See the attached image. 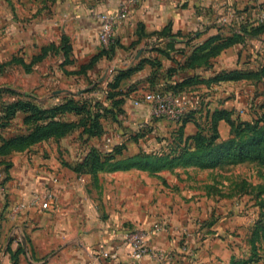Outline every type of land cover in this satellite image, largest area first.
Here are the masks:
<instances>
[{"label":"crops","instance_id":"obj_1","mask_svg":"<svg viewBox=\"0 0 264 264\" xmlns=\"http://www.w3.org/2000/svg\"><path fill=\"white\" fill-rule=\"evenodd\" d=\"M122 1L50 0L41 8L18 10L15 30L7 29L9 17H15L6 13L0 43V90L11 91L6 101L27 99L47 108L74 99L112 110L101 123L111 120L114 130L107 132L103 125L100 143L95 147L109 151L123 144L117 158L140 149L150 152L119 129L127 114L132 116L129 121L137 132L141 123L159 121L150 116L147 107L132 105L130 97L141 88L171 89L187 78L209 79L224 70L243 69L240 61L248 42L255 43L260 55L264 52L262 32L222 50L210 58L208 65L198 61L190 64L195 49L208 38L227 36L240 24L262 22L264 0H133L128 15L115 29L111 48H105L102 54L93 13L113 11ZM261 60L258 66L264 64V56ZM130 69L118 88L112 89L114 77ZM56 71L83 85L86 96H70V92H76L68 86L45 93L40 84L51 81L47 74ZM237 82H193L182 90L203 94L206 103L201 101V105L209 109L216 98L212 93L215 88ZM101 84L105 87L97 89ZM59 96L62 98L58 102H50ZM116 100L121 101L117 107L121 111L113 105ZM17 116L22 118L21 113ZM197 116L191 113L183 124L169 121L172 124L165 135H172L181 124L184 135L193 134ZM77 118L72 113L62 115L66 120ZM146 134L144 138L150 133ZM74 146L49 139L0 156V173L5 176L0 181V264H11V254L17 248L16 264H154L147 257L131 258L123 235L134 228L148 230L157 220L165 222L166 227L151 234L149 244L179 259L185 241L191 255L184 264H264V240L255 250L257 256L249 260L254 253L250 234L257 212L252 213L253 208L245 216L235 205L205 204L200 200L203 192L189 184L190 176L181 169L151 174L130 168L101 171L92 178L67 164L81 162L88 151L84 143L82 153L68 156ZM44 189L57 194L52 209L30 208L15 218L8 216L12 204ZM102 251L115 253L116 258L103 257Z\"/></svg>","mask_w":264,"mask_h":264},{"label":"rangeland","instance_id":"obj_2","mask_svg":"<svg viewBox=\"0 0 264 264\" xmlns=\"http://www.w3.org/2000/svg\"><path fill=\"white\" fill-rule=\"evenodd\" d=\"M49 1L50 0H0V43L4 36L3 29L6 28V24L8 30L16 29V19H19V17H15V14L18 13V10H26L30 7L41 8L44 7L45 4L47 5ZM6 13H11L15 18L9 17L8 23L5 24V22H7V19L5 18L7 15ZM254 44L253 42L246 43L245 51L242 53L240 66L247 71L256 69L258 63L260 61L262 62L261 59H263L264 56V52L263 56L258 53V49L256 50L254 48ZM52 63L56 66L58 64L57 62ZM50 75L51 81H45V83L40 84L41 87L44 86L45 93H49V91L55 88L68 86L72 87L70 89L76 92H70V96L73 94H76V98L86 96V90H81L83 85L78 86V82H76L74 78L63 76L60 71L47 74V76ZM18 78L20 80L19 82H22V78ZM7 79H9V77H7ZM13 79L14 78H12V80ZM104 85L105 84H101L97 89L102 90L103 87H105ZM151 90L155 89L143 87L138 93L133 94L130 99L133 100L140 98L144 92ZM236 91L238 93L237 96L235 94ZM212 93L216 94L215 96L213 95V98H216H214L211 108L208 109L205 105H201L202 107L192 110V113H195V115L198 114V116L194 119L196 130L191 135H184L183 128H181L180 131L179 125L175 128L172 135L168 137V135H165V132L167 131L166 128H170L172 123L161 118H158L159 121H154L150 124L141 123L138 126L137 132L136 126L131 125V121H129V118L132 117L130 114L126 115V120H122L123 123H121L119 129L128 132L133 141L141 143L143 148L150 151L147 152L140 149L138 152L144 151L157 154L170 152L181 154V147L184 144L185 138L194 135L198 131H200L202 137H204V142L210 141L213 144L212 147H216L217 145L224 143L230 137H234V126L238 125L239 122L245 121L254 123L260 120V125H264V78L240 80L237 83L229 84V86L215 88ZM194 94L198 96L200 101L204 102L203 104L206 103L203 94ZM9 97L10 93L0 92V108L3 103L7 102L5 99H8ZM61 98L62 96L51 98L50 102H58ZM47 100L48 99H46V101ZM216 112H220L222 117L213 116ZM22 118L21 116H15L13 118L11 123L3 131L6 136L26 132L28 128L23 124ZM103 125L106 127L105 129L107 132H109L110 129L114 130V128H112L113 123H111V120L109 119L104 120ZM146 133L150 134L144 138V135H147ZM254 135H256V133L254 134L248 131L245 132L240 139L245 141ZM100 136H88L82 134L81 130L78 129L63 138L51 140H60V142L64 144L74 143L75 148L68 151V156L72 155L75 157L82 153L84 143L86 144L88 151L91 148H97L95 145L100 143ZM238 138L239 136L236 137V139ZM165 141H167L168 144H166ZM160 147L162 151L160 150L157 152ZM189 154L190 153L187 152L185 157H189ZM211 157H214V155H211L210 157H200L199 159L200 162H205L209 161ZM175 169H181L187 172V175L191 178L190 181H188L189 184L191 183V186L198 188L203 192L202 199L200 200L204 201L205 204L209 203L213 206H223L225 204L235 205L240 207L239 210L244 212L245 216H249L253 208L254 211L252 213L257 212V214L250 234L251 239L256 225H258V227L264 226V165H260L258 160H237L234 156H231V158H222L217 164L212 166H203L201 164L197 165L192 163L189 165H177L168 170L173 171ZM104 171L109 172V170ZM260 239L264 240V231H259L258 242ZM250 244L252 245L251 240Z\"/></svg>","mask_w":264,"mask_h":264},{"label":"trees","instance_id":"obj_3","mask_svg":"<svg viewBox=\"0 0 264 264\" xmlns=\"http://www.w3.org/2000/svg\"><path fill=\"white\" fill-rule=\"evenodd\" d=\"M262 32H264V20L259 23L258 21H254L240 24L237 31H231L227 36H212L195 49L190 58V64L198 61L200 64L208 65L210 58L215 57L222 50L236 44H242L247 38L258 36ZM104 52L105 49H102L101 53L103 54ZM130 71L131 69L126 72H119L110 83V87L112 89L118 88L120 80ZM249 78H264V64L249 71L246 69L224 70L214 74L209 79L194 80L187 78L174 85L171 89L160 90L185 93L182 90L183 87L193 82L210 84L220 81H240ZM0 92L3 91L0 90ZM7 92L11 93V91ZM120 103L121 101L119 100L113 102L116 111H121L120 108H117ZM108 112L110 113L112 110L103 108L98 103L91 104L85 100L67 99L47 108H43L27 99L17 98L7 101L0 108V156L27 150L32 145L41 141L49 139L58 140L78 129L81 130L82 134L88 136H100L103 133L101 118H106ZM17 113L23 115L22 122L28 129L25 133L5 137L3 131ZM66 113H72L78 118L75 120L62 119V115ZM191 113L192 111L186 114L180 122L183 124ZM213 116L222 117L220 112L214 113ZM182 124L180 125V131L183 128ZM248 131L256 133V135L245 141L241 140L240 137ZM233 132L234 137H230L224 143L212 147L213 144L210 141L204 142V137L198 131L194 135L185 138L184 144L181 147L182 155L170 152L157 154L140 151L125 158H117L118 155L122 154L124 145H116L107 152L91 148L81 162L74 165L67 164L75 172L89 174L92 178H95L100 171L104 170L116 171L137 168L155 174L163 169H172L181 164L189 165L193 163L212 166L217 164L222 158H231V156H234L237 160H258L260 165H264V125H260V120L254 123L239 122L238 125L234 126ZM237 136H239L238 139H236ZM187 152L190 153L189 157H185ZM211 155H214V157H211L209 161L200 162V157H210ZM259 231H264V226L258 227L256 225L252 233L251 243L254 253L252 252L249 260H253V257L257 256L255 250L257 246L259 248L262 241L260 239L258 242ZM18 252H20V248H17L11 254V264H16ZM246 262L248 261H244V263Z\"/></svg>","mask_w":264,"mask_h":264},{"label":"built area","instance_id":"obj_4","mask_svg":"<svg viewBox=\"0 0 264 264\" xmlns=\"http://www.w3.org/2000/svg\"><path fill=\"white\" fill-rule=\"evenodd\" d=\"M133 0H125L119 3L117 9L113 11L94 12L93 17L98 22L97 37L101 48H108L112 41L116 27L129 12V7ZM264 19V17H262ZM134 107L145 106L153 118H161L168 121L179 122L181 119L201 106V101L192 93H175L160 89L144 92L140 98L132 100ZM5 176L0 173V181L3 182ZM57 202V194L53 190H35L30 194L28 200H21L12 204L8 209L10 218L17 217L20 213L30 209L46 211L54 207ZM166 223L160 220L154 221L148 230L138 228L130 229L123 235V241L129 246V256L139 260L147 257L154 264H184L185 258L191 255V251L184 241L182 243V255L179 259L168 250L161 249L149 244V236L165 230ZM102 256L114 259L116 254L102 251Z\"/></svg>","mask_w":264,"mask_h":264}]
</instances>
